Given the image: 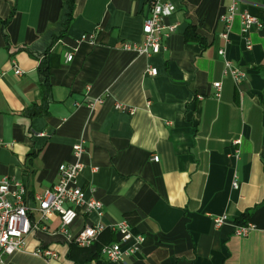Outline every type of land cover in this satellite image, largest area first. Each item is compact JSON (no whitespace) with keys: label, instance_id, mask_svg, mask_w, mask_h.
I'll use <instances>...</instances> for the list:
<instances>
[{"label":"crops","instance_id":"crops-1","mask_svg":"<svg viewBox=\"0 0 264 264\" xmlns=\"http://www.w3.org/2000/svg\"><path fill=\"white\" fill-rule=\"evenodd\" d=\"M163 1L176 5L167 25L178 30L162 53L147 56L126 46L143 45L150 0H75L73 22L55 44L65 0H0V180L25 183L38 221L37 196L56 185L60 165L77 162L73 146L83 142L80 185L103 203L104 216L77 221L69 232L107 225L96 246L80 250L52 216L49 231L32 233L27 249L4 264H97L91 257L118 240L113 226L124 221L146 238L126 264H264V0H239L228 40L222 17L234 0ZM243 11L263 25L251 30L250 50ZM191 24L207 46L185 41ZM223 48L246 74L238 86L224 75ZM15 63L23 75L14 74ZM247 211L253 228L240 237L236 221ZM222 216L227 223L216 227ZM38 249L57 257H39Z\"/></svg>","mask_w":264,"mask_h":264},{"label":"built area","instance_id":"built-area-1","mask_svg":"<svg viewBox=\"0 0 264 264\" xmlns=\"http://www.w3.org/2000/svg\"><path fill=\"white\" fill-rule=\"evenodd\" d=\"M238 2L239 0H234L227 14L222 17L226 27V32L222 34L225 40H228L235 17L238 15ZM150 3V13L143 28L145 34L143 45L126 46V50L134 51L138 55L157 56L166 49L165 39L178 30L176 25H167L168 18L177 11V7L171 2H164L163 0H150ZM240 18L246 49L250 50L252 47L249 39L251 30L254 27L262 28L263 25L250 12H241ZM82 40L92 44L95 42L93 36H83ZM219 54L224 58V75L234 80L237 86L244 82L246 74L232 64L226 49L220 50ZM72 59L73 56L67 57L68 62H72ZM13 71L16 76L23 75V71L16 63L13 66ZM148 74L156 77L158 70L150 68ZM213 87L215 88L214 96L220 99L222 97V83H214ZM200 99H202L201 96ZM234 145H240V141L234 142ZM73 153H75L77 162L60 165L56 185L47 189L43 195L37 196L40 214L38 221L33 220L31 216L32 210L27 204L28 189L25 183L12 177H3L0 180V263L4 264L8 256L26 250L27 240L32 233L49 231L45 221L52 216L59 217L61 220L60 231L67 236L70 243H74L80 248L94 247L99 237L107 229L104 222H98V224L85 225L75 234L69 232V229L77 221L84 220L91 215H98L100 218L104 216L103 203L94 195H89V192L80 185L79 179L83 172L81 160L85 154L83 142L73 146ZM153 160L158 162L159 157L154 156ZM234 186L238 187L236 183ZM227 221L228 217L222 216L217 217L214 223L216 227H222ZM252 228L253 226L250 224L244 227L237 226L235 234L240 237L248 236ZM113 229L117 232L118 240L111 245L104 246L101 253L110 263L126 264L127 258L139 253L146 238L141 234L135 235L127 221L114 225ZM34 252L37 256L48 260L57 257L51 249H38Z\"/></svg>","mask_w":264,"mask_h":264},{"label":"trees","instance_id":"trees-1","mask_svg":"<svg viewBox=\"0 0 264 264\" xmlns=\"http://www.w3.org/2000/svg\"><path fill=\"white\" fill-rule=\"evenodd\" d=\"M65 7H67L65 13H64V22L62 24L63 26V31L62 33H60V36H55L54 40H53V44H55L56 42H58L59 40H61L64 36H66L68 29L70 28L72 22H73V14H74V10H75V0H65L64 2ZM9 26V23L7 22L4 26V37H6V40L8 42V45L10 46V37L8 36L7 33V28ZM185 41L188 43H200L201 45H203L204 47L207 46L206 45V37L201 33V31L199 30V28H197V26L194 25H189L187 31L185 32ZM262 74L264 77V66L262 67ZM51 67L49 65V62H45L44 64H42V66L40 67V75L42 76V80H41V84L40 87L43 90V93L45 94V97L47 98L48 95L50 94L52 88H51ZM263 103H264V98H263ZM32 115L34 116H39L38 113H34V111H32ZM252 216V212L247 211V213L244 214V216H242L239 220L236 221V225L237 226H247L250 222ZM76 245V244H75ZM96 246V245H95ZM76 247L80 250H85L80 248L79 246L76 245ZM102 256L101 250H99V252L95 255H93L91 257V259H94L97 261V264H106L102 258H100Z\"/></svg>","mask_w":264,"mask_h":264}]
</instances>
